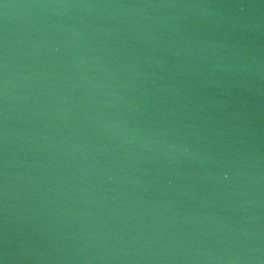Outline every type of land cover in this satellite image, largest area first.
<instances>
[{
    "label": "water",
    "instance_id": "water-1",
    "mask_svg": "<svg viewBox=\"0 0 264 264\" xmlns=\"http://www.w3.org/2000/svg\"><path fill=\"white\" fill-rule=\"evenodd\" d=\"M0 264H264V0H0Z\"/></svg>",
    "mask_w": 264,
    "mask_h": 264
}]
</instances>
